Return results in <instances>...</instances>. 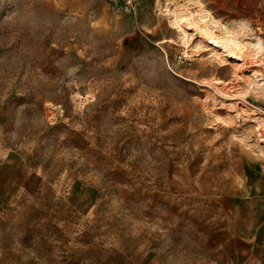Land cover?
<instances>
[{"label":"rangeland","instance_id":"374dc122","mask_svg":"<svg viewBox=\"0 0 264 264\" xmlns=\"http://www.w3.org/2000/svg\"><path fill=\"white\" fill-rule=\"evenodd\" d=\"M184 1L200 7L0 0V113L18 157L0 235L18 262L85 264L86 248L154 230L197 235L210 188L264 192V89L252 84L264 0H200L261 45L241 72L197 39L185 47L170 22Z\"/></svg>","mask_w":264,"mask_h":264},{"label":"crops","instance_id":"0c3cea01","mask_svg":"<svg viewBox=\"0 0 264 264\" xmlns=\"http://www.w3.org/2000/svg\"><path fill=\"white\" fill-rule=\"evenodd\" d=\"M4 132L0 113V204L11 194L12 188L7 184L18 172L17 152L6 141ZM206 194L209 202L203 204L201 233L163 235L154 230L148 236L140 234L136 242L122 240L118 246L106 244L98 251L86 248L87 253L81 258L85 264H264V192L249 185L224 191L210 188ZM75 238L68 240L70 246L76 245ZM2 242L0 235V264L3 253L9 255L6 264H23L18 262L17 246L3 248ZM6 249L10 252H3ZM58 264L79 263L74 260Z\"/></svg>","mask_w":264,"mask_h":264},{"label":"bare ground","instance_id":"6f19581e","mask_svg":"<svg viewBox=\"0 0 264 264\" xmlns=\"http://www.w3.org/2000/svg\"><path fill=\"white\" fill-rule=\"evenodd\" d=\"M187 4L184 1L175 8L170 21L172 25L182 31L185 47L190 48L191 42L195 43L193 41L197 39L199 43L212 47V52L217 57L229 59L236 71L239 72L243 70L241 69L243 60L248 53L252 56L255 53L256 56L261 52V45L257 40L248 39L244 26L231 28L221 24L206 7L201 5L200 0H195L193 3L196 6L200 4L197 10H192V7ZM259 65L260 71H254L255 77L253 76L252 84L255 89H264V62H259ZM260 132L263 133L261 130Z\"/></svg>","mask_w":264,"mask_h":264},{"label":"built area","instance_id":"2783aa9c","mask_svg":"<svg viewBox=\"0 0 264 264\" xmlns=\"http://www.w3.org/2000/svg\"><path fill=\"white\" fill-rule=\"evenodd\" d=\"M122 9L124 12H131L136 4L137 0H121ZM262 173L264 175V164L262 165Z\"/></svg>","mask_w":264,"mask_h":264}]
</instances>
